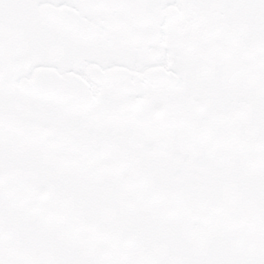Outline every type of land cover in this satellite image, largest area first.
Instances as JSON below:
<instances>
[{
  "label": "snow or ice",
  "instance_id": "obj_1",
  "mask_svg": "<svg viewBox=\"0 0 264 264\" xmlns=\"http://www.w3.org/2000/svg\"><path fill=\"white\" fill-rule=\"evenodd\" d=\"M13 31L149 43L134 104L89 81L14 142L0 105V264H264V0H0Z\"/></svg>",
  "mask_w": 264,
  "mask_h": 264
},
{
  "label": "flooded vegetation",
  "instance_id": "obj_2",
  "mask_svg": "<svg viewBox=\"0 0 264 264\" xmlns=\"http://www.w3.org/2000/svg\"><path fill=\"white\" fill-rule=\"evenodd\" d=\"M50 14L63 16L66 10H41L42 16ZM148 43L131 33L96 37L87 32L72 33L59 43H41L31 35L21 42L14 31L10 32L0 53V105L7 114L10 138L15 141L18 121L31 117L42 104L66 108L74 102H86L80 85L88 86L89 81L101 86L114 83L134 104L142 85L133 69L144 62L143 50ZM33 63L44 67L31 79H22V73ZM150 75L156 77L159 73ZM55 87L60 94L51 93Z\"/></svg>",
  "mask_w": 264,
  "mask_h": 264
},
{
  "label": "water",
  "instance_id": "obj_3",
  "mask_svg": "<svg viewBox=\"0 0 264 264\" xmlns=\"http://www.w3.org/2000/svg\"><path fill=\"white\" fill-rule=\"evenodd\" d=\"M58 14V12H57ZM47 92V91H46ZM48 93V92H47ZM51 93H54V94H60V91L57 89V87H55V91H52Z\"/></svg>",
  "mask_w": 264,
  "mask_h": 264
}]
</instances>
